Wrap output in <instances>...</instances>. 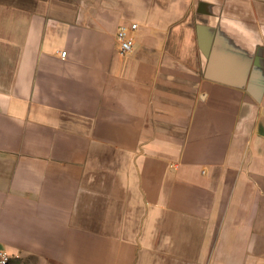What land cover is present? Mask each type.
<instances>
[{
  "label": "crops",
  "instance_id": "0c3cea01",
  "mask_svg": "<svg viewBox=\"0 0 264 264\" xmlns=\"http://www.w3.org/2000/svg\"><path fill=\"white\" fill-rule=\"evenodd\" d=\"M0 251L264 264V0H0Z\"/></svg>",
  "mask_w": 264,
  "mask_h": 264
},
{
  "label": "built area",
  "instance_id": "2783aa9c",
  "mask_svg": "<svg viewBox=\"0 0 264 264\" xmlns=\"http://www.w3.org/2000/svg\"><path fill=\"white\" fill-rule=\"evenodd\" d=\"M138 28L137 24L121 25L117 32V42L119 45V55L127 56L131 54L135 48V40L131 36V32ZM62 56H66V52L62 53ZM10 256L4 252L0 251V264H9Z\"/></svg>",
  "mask_w": 264,
  "mask_h": 264
}]
</instances>
